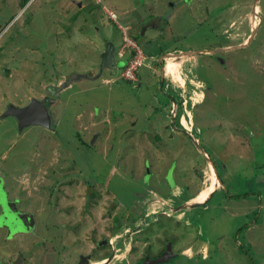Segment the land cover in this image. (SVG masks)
<instances>
[{"label": "rangeland", "instance_id": "rangeland-1", "mask_svg": "<svg viewBox=\"0 0 264 264\" xmlns=\"http://www.w3.org/2000/svg\"><path fill=\"white\" fill-rule=\"evenodd\" d=\"M163 13L165 32L148 28L138 43L142 86L120 68L99 72L107 41L135 39ZM51 94L57 132L3 115ZM174 112L185 134L172 129ZM0 175L37 221L13 238L1 226L0 261L23 264L33 252L29 264H73L83 243L55 213L73 207L88 249L116 228L103 264H142L132 260L143 240L154 247L166 226L184 238L178 247L192 245L189 258L159 264H264V0H0ZM88 186L100 195L84 208ZM136 225L147 236L134 235L129 256Z\"/></svg>", "mask_w": 264, "mask_h": 264}, {"label": "flooded vegetation", "instance_id": "flooded-vegetation-1", "mask_svg": "<svg viewBox=\"0 0 264 264\" xmlns=\"http://www.w3.org/2000/svg\"><path fill=\"white\" fill-rule=\"evenodd\" d=\"M157 18H158V20H156L155 22H149L148 21L147 24H144V25L142 24L144 26V30H143V32H142V30H140L141 31V34H143V35L145 34L146 35V33L148 32V30L145 33H144V31H146V29H148V28L151 29V30H157V28H159V29L160 28H164L167 25L168 20H167V17L164 15V13L161 14L160 16H156V15L155 16H152V18L150 16L148 20L151 21V20H155ZM134 41L136 42L139 50L141 51V54H142V57H143L142 58L143 59V62H142L141 65H139L135 69V71H133V75H134L135 79H131L128 76H126L124 71H122V73H124L123 74V77H125L124 78V81H126V82H128L130 84L131 82H136V81L139 80V82H137L136 86H142L143 85V78H142V74H141L140 69L146 64L145 63V60H146V58H148V55H147V53L145 54V51H144L143 47L141 48L142 45H139L138 44L139 43V40H135L134 39ZM121 44L116 45L114 43V47H115V50H114V58H113V63L110 64V65L102 64V52H101V54H100V62H99V72L103 68H110V67H112V68H120L122 70V68L124 67L123 66V59L121 58L122 56L119 55V53H117L119 47L121 46ZM143 45L145 46V43L144 42H143ZM239 48H242V47H239ZM105 49H106V45H105ZM177 50H178V48H175V49H172V50H169V51L165 52V50L162 49V54L175 53ZM231 50L232 49L230 48V51ZM136 51H138V50H136ZM136 51H134L133 48H130V51H129L130 59H134L135 56L137 57ZM133 55H134V57H133ZM220 58H221V56H219V57L217 56L216 57V59H220ZM221 62H222V64L224 66L226 65L225 59H221ZM75 75H77V74H75ZM55 89L54 88H50V91L51 92H54ZM50 91H49V93H50ZM166 95H168V93H166ZM53 98L54 97L52 96V94L51 95H46L45 97L41 98L39 101L41 103H43V105L48 108V110H49V112L51 114L50 124L46 128H48L50 130H53L54 129L53 131L54 132H57V124H56L55 114H54L53 108H52V103H53L52 101H54ZM154 110L156 112V109H154ZM157 111H159V109ZM155 114L156 113H154L153 115H155ZM166 115H168V114H165V117H166ZM169 117H172V119H173L172 129L175 130V133H177V134H185L186 131L184 129L179 128L178 125H177V123H176V120H175V118H176L175 112L173 114H169ZM150 119L152 121H154V124H155V121H158V124L161 123L160 121H163L164 122V117H161V119L160 118H157V119L150 118ZM134 120L135 119H134V116H133V119L131 120V124L133 123L135 125L136 124V121H134ZM15 121H16L17 125H19L16 119H15ZM40 126H43L44 127L46 125H40ZM154 126H156V125H154ZM164 128L167 129L168 128V125L165 124L164 125ZM154 130L157 131V135L154 136V134H153L151 137L154 140H157L160 143H162L163 142V139L165 137H162V135H161V133H162L161 132V127H155ZM130 131L133 132V128H130ZM144 131L145 130H143L141 132H144ZM168 136L170 137L171 134L168 133ZM92 144H94V142ZM0 185L3 186V195L6 196L7 201L10 203V205H9V207L7 209V213H6L8 215L6 217H7V219L10 220V223H6V222H4V221H2L0 219V228L3 229L1 226H5V229H7L8 232H9L8 238H13L15 236V232L14 231L32 232L35 229V225L37 223L36 216H35V212L22 211L18 207L17 202H15V200H10L8 198V194H7L8 192H7V189H6L5 185H4V180H3V178H2L1 175H0ZM89 189L90 188L88 186L86 188V193L84 195V205H85L84 208H86L87 203H90L93 199H95L97 196L100 195L98 193V191L95 190L94 187L91 188L90 193L88 192ZM15 203H16V205H15ZM0 207H1V209H0V215L1 216L2 215H5L4 214V206L2 205V203H0ZM71 209H73V210H71ZM57 212H59V213L62 214V217H63V220H62L63 221V227L65 228L66 231L68 230L67 231L68 232L67 233L68 236H71V238L73 239V241H74V239L75 240H78L77 242H74V245L77 244V243H83V246L78 248V249H80V252L77 255V260L74 261L73 264H103L104 260L108 258V256L104 255L105 253H103V252H107V249H109V247H111V245H110L111 243H109V240L115 234V229L116 228H114V229L112 228V233L110 234V236L108 238L107 237H103L101 240H99V241L97 240L96 241V246L94 245L93 247H90L92 249L91 250V249H88V247H89L90 244L87 241V239L84 238V237H80L79 236L80 231H81V228L83 227L82 226V223H86V221H85L86 220V217L83 216L84 219H82L83 212H81V211H76L75 212V209L73 207H71L70 210H63V209L55 210V213H57ZM24 213H29V214L32 215V217L30 219V222L28 220V222H23V223L19 224V222H18L19 220L17 221V219H21V217L23 218L24 217ZM9 216H10V218H9ZM135 217L140 218L138 216H135ZM81 220H83V221L81 222ZM155 220L158 222L159 225H160V222H161V226L162 227H165L163 220H160V219H155ZM54 224L55 225H60L61 223L58 222V223H54ZM6 225L9 228H7ZM12 226H13V228H12ZM161 226H160V228H161ZM12 229H14V230H12ZM164 229H165V231L162 232L163 234H160V237L161 238L158 241L160 243L153 242L154 243L153 244L154 247L155 246H157V247L154 248L152 246V244H149L150 242H148L147 239L146 240H143V241L147 242L148 244H146L145 249L142 252L141 257L139 259H137V260H132V261H136V262L140 261V263H142V264H144V263L145 264H159V263H162V261H166L167 262L170 259L175 258L177 255H180L183 258H189L188 255H186V254L188 252V248L192 245V240H187L185 242V243H188V245L185 246V248H181L182 245L180 247H178V244L181 242V240H182V243H183V239L184 238L178 236L177 232L174 233V231H173V233H172V231L170 230V228H168L167 226ZM191 229H193V231L195 232L194 233V236L192 238V239H194V238H196V236L198 235V233H197V231H195L196 229L194 227L191 228ZM167 231H170V233L172 235L171 237L173 239V241L171 243H168V244L166 243V240H167L166 237L167 236L165 237ZM144 232L145 231H143V228L141 226H139V225H136L133 228V230L131 232V236H130L131 237V247H130V250H129V256H131V251L136 250V248H135L136 247V244L134 245V243L139 241V236H137L138 238H136V236H134V235H136V234H138V235L139 234H142L143 237H146L147 235ZM155 233H157V232L155 231ZM165 238H166V240H164ZM87 243L89 245H87ZM199 243H200V241L198 240L197 241V244L195 246L197 249H198ZM175 245H177V248L175 247ZM111 248H110V250H111ZM136 253H137V250H136ZM33 256H34V253L32 252V253H30L28 255V258L27 257L24 258L22 256V258L20 257V259L23 261V264H29L28 263L29 261L27 262V260L28 259L30 260V258H33ZM161 257H163L162 261H157ZM0 264H9V263H6L5 261H0Z\"/></svg>", "mask_w": 264, "mask_h": 264}, {"label": "water", "instance_id": "water-1", "mask_svg": "<svg viewBox=\"0 0 264 264\" xmlns=\"http://www.w3.org/2000/svg\"><path fill=\"white\" fill-rule=\"evenodd\" d=\"M255 29L253 30V34L255 32ZM253 34L250 37V40H252ZM250 40H248L247 42L241 45L235 46L234 49L247 45L248 43L251 42ZM114 50H115L114 43L112 41L107 42L106 49L102 52V64L110 65L113 63ZM198 52L201 53L202 51L200 50ZM187 53L191 54L190 52ZM5 113L6 115L14 116L17 119L20 129L34 124L48 126L51 121V114L48 108L44 106L43 103H41L37 99H33L31 103L25 106H16L14 104H10ZM0 203H2V205L4 206V214H5L2 216L0 215V219L6 223H10V220L7 219L6 217L8 216L6 213L10 203L7 201L6 196L3 195L2 186H0ZM162 259L163 257H161L157 261H162Z\"/></svg>", "mask_w": 264, "mask_h": 264}, {"label": "built area", "instance_id": "built-area-1", "mask_svg": "<svg viewBox=\"0 0 264 264\" xmlns=\"http://www.w3.org/2000/svg\"><path fill=\"white\" fill-rule=\"evenodd\" d=\"M110 14H113L114 17L116 16L114 13L110 12ZM130 47L133 48L134 51H136L137 53V57L135 56L134 59H130L129 64L127 66V68L125 69V75L128 76L131 79H135L134 75H133V71H135V69L142 64L143 62V57L141 54V51L139 50L136 42L134 41L133 38H129L126 36H123V42L121 44V46L118 49L119 55L123 56L126 53V48Z\"/></svg>", "mask_w": 264, "mask_h": 264}, {"label": "trees", "instance_id": "trees-1", "mask_svg": "<svg viewBox=\"0 0 264 264\" xmlns=\"http://www.w3.org/2000/svg\"><path fill=\"white\" fill-rule=\"evenodd\" d=\"M99 1H101V0H99ZM27 2H28V0H21V4H22V6H25L26 4H27ZM98 2V1H97ZM165 27L164 28H157V30L158 31H161V33L162 32H165ZM144 30V29H143ZM143 30H142V32H143ZM144 36H146L145 34L143 35V34H141V31H139L138 33H135L134 34V38L136 39V40H140V38H142V37H144ZM127 56H130L129 54L127 55ZM124 62H125V60H124ZM105 75H107V74H105ZM10 104H7V107H6V110L8 109V106H9ZM6 110H5V112H6ZM3 113V115H6V113ZM7 116H9V117H14V116H12V115H7ZM16 119V118H15ZM17 120V119H16ZM18 122V121H17ZM19 126V125H18ZM20 128V127H19ZM83 140V138H80V140ZM90 142H87V141H84V145H86L87 147L88 146H90V144H89ZM243 196H246V197H248L247 195H237V196H235L236 198H241V197H243Z\"/></svg>", "mask_w": 264, "mask_h": 264}, {"label": "clouds", "instance_id": "clouds-1", "mask_svg": "<svg viewBox=\"0 0 264 264\" xmlns=\"http://www.w3.org/2000/svg\"><path fill=\"white\" fill-rule=\"evenodd\" d=\"M128 53H125V55L122 56V59L125 60L124 62V67L122 68L121 71H124L125 72V69L127 68L128 64H129V61H130V56H127ZM124 73L121 72V75L123 76ZM116 83V81L114 82Z\"/></svg>", "mask_w": 264, "mask_h": 264}]
</instances>
